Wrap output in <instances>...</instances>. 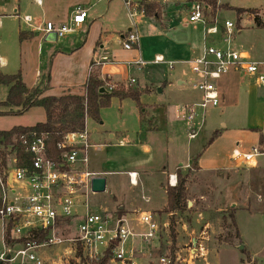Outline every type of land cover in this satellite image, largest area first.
I'll list each match as a JSON object with an SVG mask.
<instances>
[{
    "label": "crops",
    "instance_id": "0c3cea01",
    "mask_svg": "<svg viewBox=\"0 0 264 264\" xmlns=\"http://www.w3.org/2000/svg\"><path fill=\"white\" fill-rule=\"evenodd\" d=\"M195 1L197 0H155L153 3L161 9L160 20L139 16L134 20L136 26H133L128 16L125 0H39L40 4H36L35 0L0 1V15L5 21V27L2 28L0 20V44L6 47L4 50L0 48V74L20 73L28 89L45 88L44 96H83V86L92 67V72L97 71L101 80H109L108 86L117 88L132 85L142 92L139 98L141 109L130 99L112 98L110 106L100 110L99 122L89 118L84 122V130L88 133L91 145L88 169L97 177L105 179V191L108 180L113 183L118 176H124L122 181L130 187L140 188V200L136 198L135 203H129L130 211L125 210L123 205L116 204L115 210L107 212L123 211L119 214L131 219L135 213L142 211L155 215L159 220L156 213L163 211L167 205L164 189L169 186L168 176L176 175L179 168L185 174L192 167L191 159L196 157L193 158L196 150L192 145L194 138H188L182 107L200 102L202 95L194 88L197 77L190 73L189 63L202 56L207 46L225 48L226 44L222 40L227 38V34L220 25L229 20L227 14L234 16L236 20L229 36V47L246 53L252 60H264V54L253 58L244 46L243 32L257 29L253 15L244 13L236 16L234 11L263 9L235 8L229 6L227 0H216L218 7L227 5L229 9L218 8L212 14L209 7L201 2L205 8L206 20L204 23L190 24L188 17ZM77 8L87 12V19L75 29L76 34L74 31L57 38L42 31L45 23H52L56 28L68 25ZM25 16L31 17L30 24L23 21ZM214 20L219 25V33L208 35L206 28L213 25ZM94 24L99 27L91 36L90 30ZM109 24L117 26L118 30L106 28L105 25ZM197 24L199 27H195ZM187 26L193 27L186 30ZM130 31L137 34L138 43L131 50H125L122 43ZM21 34L25 35L23 40L19 39ZM117 56L131 61L129 65L137 71L141 70V84L136 77H126L125 70L121 68H108L112 64L120 65L116 62ZM157 56L162 57L165 62L155 64ZM138 61L141 63L135 64ZM176 65L179 67L174 68ZM131 79L135 81L133 84H130ZM55 85L59 87L58 94L53 92ZM215 85L219 94L218 105L245 111L250 124L239 128L254 132L258 146L264 145V140L260 143V137H264V86L257 85L253 78L238 71L224 75ZM5 89L0 87V94L6 98L8 89ZM5 98H0V102L5 101ZM10 109L6 108V111ZM34 109L42 110L31 108L17 117L33 112ZM38 116L41 119L39 123L45 122L43 110L42 115L39 113ZM89 123L91 131H88ZM219 125L222 131H215L218 133L217 138L228 130L225 123L220 122ZM233 139L230 143H225L223 139L218 141L214 151H211L208 165L200 164V156L197 160V172L211 176L217 172H227L233 179L239 165L231 160V154L236 149L246 152L241 147L240 137ZM250 168L264 169L257 159ZM130 173L136 174L135 185L129 181ZM150 173L160 176V193L155 189L154 193L150 192ZM187 185L186 182L185 186ZM164 223L169 226L168 221L162 222ZM0 228L3 234L1 224ZM223 251L231 252L238 258L234 249Z\"/></svg>",
    "mask_w": 264,
    "mask_h": 264
},
{
    "label": "built area",
    "instance_id": "2783aa9c",
    "mask_svg": "<svg viewBox=\"0 0 264 264\" xmlns=\"http://www.w3.org/2000/svg\"><path fill=\"white\" fill-rule=\"evenodd\" d=\"M138 2H124L133 26H136V17L144 16L143 11L138 9ZM35 3L40 4L39 0H35ZM86 19L87 12L77 8L68 25L56 28L52 23H45L42 31L55 33L60 38L73 33ZM205 20L204 5L195 1L188 22L204 23ZM23 21L30 24L31 17L25 16ZM220 26L227 34V38L222 40L226 44L225 48L207 46L202 56L189 63L190 73L197 77L194 88L202 95L199 103L182 107L189 125L193 123L197 108L206 110L218 106L219 94L215 82L229 72H242L253 78L257 85L264 86V60L255 61L246 53L231 49L229 36L234 23L227 20ZM206 33H219L216 20L206 28ZM137 43V34L130 31L122 46L125 50H131ZM102 60L106 61L105 58ZM164 62L160 56L154 59L155 64ZM140 63L138 61L135 64ZM169 66H172L171 63ZM92 70L91 67L89 73ZM134 82L130 80V84ZM108 89L112 87L108 86ZM194 137L195 132L192 131L189 138ZM20 140L26 152L33 157L32 166L20 168L14 156L6 158V168L0 171V224L4 236L11 224L10 239L25 241L15 243L6 252H2L1 263L82 264V260L98 261L108 253V264H144L141 257H151L153 244L159 237L161 227H168L167 223L160 224L155 215L142 211L135 213L131 219L118 212H91L88 203L89 195L93 194L90 182L97 175L88 169L91 145L84 129L64 136L61 147H70V150L63 152L57 162L46 156L44 139L36 133L29 139L21 136ZM262 155L264 145L253 147L248 152L236 149L231 154V160L239 166L252 167ZM128 177L130 183L135 185L136 174L130 173ZM176 183V175L168 176L169 186L174 187ZM66 224L72 226L68 232L70 234L59 236V229ZM36 232L46 233L45 241L37 243L28 240ZM54 249L60 252H53ZM147 264H177V260L165 254L149 260Z\"/></svg>",
    "mask_w": 264,
    "mask_h": 264
},
{
    "label": "rangeland",
    "instance_id": "374dc122",
    "mask_svg": "<svg viewBox=\"0 0 264 264\" xmlns=\"http://www.w3.org/2000/svg\"><path fill=\"white\" fill-rule=\"evenodd\" d=\"M134 1L138 2L140 0ZM226 3L235 8L263 9L255 11L264 20V0H227ZM185 10H187V6ZM222 10L224 9L222 8ZM227 16L230 21L236 23L234 16H230V14H227ZM0 20L2 28H4L5 21L1 15ZM98 27V24L93 25L90 30L91 36L97 32ZM105 27L118 30L117 26L113 24L105 25ZM192 27L187 26L186 30L192 29ZM195 27H199V24ZM243 34L245 50L253 58L260 54L263 55L264 30H245ZM0 48L4 50L6 47L0 44ZM116 62L120 63L121 66L112 64L108 68L116 70L121 68L125 70L124 75L126 77H136L141 84L143 74L140 72L141 70L137 71L135 67L130 66L131 61L128 62L126 58L117 56ZM178 67L176 65L174 68ZM166 69L168 68L166 67ZM2 89H5V87L2 86ZM54 90V94H58L60 91L56 85ZM75 92L78 93V91ZM195 93L197 94V92ZM0 98L4 99L5 97L0 94ZM37 111L34 109L33 112L21 117H17L16 114L0 116V130H10L20 125H33L41 122L38 114L42 115V110L37 109ZM195 112L196 116L191 125L187 124L185 118L184 122L188 138L192 131L195 132L192 145H194L196 152L193 158L198 155L199 160L201 156L199 162L202 166L210 163L211 151H214V147L221 139L225 143H230L234 137H240V140H242L241 147L246 152L251 147L258 146L257 136L254 132H246V128L244 130L239 128L250 124L249 116L245 111L241 112L239 108H222V105H218L206 110L197 108ZM220 122L225 123L228 130L221 134L220 139L217 138V133L213 141L208 144L215 131H222L219 125ZM91 127L89 123L88 131H91ZM242 134H244L243 137H241ZM1 149L0 146V151H2ZM5 151L8 152L9 149ZM10 157L8 156L7 159ZM257 161L260 162V167L264 168V155L258 157ZM251 169L246 166H238L233 179L227 172H217L211 176L206 173L192 171L186 181L188 183L186 186L187 209L191 208V211L186 210L171 217L163 211L156 213L160 224L168 221L169 226L167 229L161 227L159 237L153 244L151 257L147 255L141 257V262L147 264L149 260L168 254L177 260V264H264V169ZM149 175L150 192L160 193L158 188V183L161 180L160 176L156 173H150ZM123 178L124 176H118L113 183L108 180L105 192L89 195L88 203L93 212L101 213L115 210L116 204L123 205L127 211L131 210L129 203L132 201V203H135L136 198H140V188L130 187L122 181ZM231 210H233L234 224L230 220ZM172 217L175 221L173 227H171L170 222ZM71 227L68 224L64 225L59 229L58 235L66 236L70 234L68 232H70ZM171 228L173 229V236L171 235ZM73 231H71V234ZM193 243H195V246H193ZM240 245L244 248L238 252L237 247ZM9 248L10 246L8 247L4 242V233L1 234L0 228V254L6 252ZM225 249L237 251L238 258L231 252L223 251ZM53 252H60V250L54 249Z\"/></svg>",
    "mask_w": 264,
    "mask_h": 264
},
{
    "label": "trees",
    "instance_id": "16d2710c",
    "mask_svg": "<svg viewBox=\"0 0 264 264\" xmlns=\"http://www.w3.org/2000/svg\"><path fill=\"white\" fill-rule=\"evenodd\" d=\"M209 7L213 14L216 9H229L227 5L217 6L216 0H197ZM138 9L143 11L145 17L160 20V6L155 3H147L144 1L138 2ZM236 16L244 13L253 15V22L255 28L264 30V20L258 15L255 10L235 9ZM206 13V12H205ZM237 22H239L237 20ZM24 34L19 36L20 40L24 39ZM108 79L101 80L97 71L90 72L88 78L83 86L84 95H64L61 97L44 96L45 88L39 87L28 89L22 81L20 73L12 75L0 74V87H7V96L5 101L0 102V116L8 114L21 115L31 108H41L45 113V122L37 123L30 127H14L8 131H0V171L6 168V158L14 156L17 161V166L20 168H30L32 166V155L26 152L25 146L22 144L20 137L24 136L29 139L32 134L42 137L46 146V156L52 161L57 162L63 152L70 150V147H61L65 135L82 131L84 129L85 118H89L95 122L100 121V110L108 108L112 98L119 100L130 99L136 103L141 109L139 98L141 96L140 90L130 85L128 87H117L108 89ZM100 89L105 92L100 93ZM6 108H15L16 111L5 110ZM214 136L208 144L213 141ZM264 137H260V143ZM9 149V151H5ZM198 155L192 160V167H190L185 174L179 168L176 171L177 183L174 187L167 186L164 190L166 193L167 205L163 210L166 214L174 216L176 213L184 211H191L187 209V194L186 181L192 171H198L197 160ZM1 208V200H0ZM123 213V211H119ZM233 210L230 213V220L234 224ZM171 227L174 226L175 221L171 218ZM5 233L4 240L6 245L12 246L15 243L25 241L11 240L10 227ZM171 235L173 236V229L171 228ZM47 234L44 232H36L34 236H30L28 240L37 243L43 242ZM108 253L98 261H81L82 264H108ZM0 264H3L0 262Z\"/></svg>",
    "mask_w": 264,
    "mask_h": 264
},
{
    "label": "water",
    "instance_id": "95a60500",
    "mask_svg": "<svg viewBox=\"0 0 264 264\" xmlns=\"http://www.w3.org/2000/svg\"><path fill=\"white\" fill-rule=\"evenodd\" d=\"M55 37H56V34L55 33H52ZM100 93H103L105 92L104 89H100L99 91ZM105 179L102 178V177H94L91 179V182H90V188H91V192L93 194H98V193H103L105 191ZM193 246H195V243H193ZM238 250H243V246L240 245L238 247Z\"/></svg>",
    "mask_w": 264,
    "mask_h": 264
}]
</instances>
